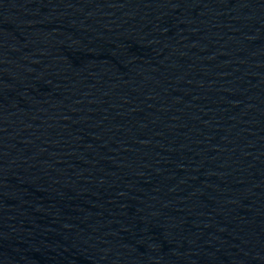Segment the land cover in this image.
<instances>
[{
    "label": "water",
    "instance_id": "95a60500",
    "mask_svg": "<svg viewBox=\"0 0 264 264\" xmlns=\"http://www.w3.org/2000/svg\"><path fill=\"white\" fill-rule=\"evenodd\" d=\"M0 264H264V0H0Z\"/></svg>",
    "mask_w": 264,
    "mask_h": 264
}]
</instances>
